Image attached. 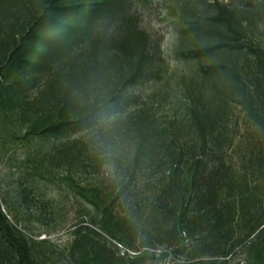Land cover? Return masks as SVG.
Here are the masks:
<instances>
[{
	"label": "rangeland",
	"instance_id": "obj_1",
	"mask_svg": "<svg viewBox=\"0 0 264 264\" xmlns=\"http://www.w3.org/2000/svg\"><path fill=\"white\" fill-rule=\"evenodd\" d=\"M259 45L264 0H0V210L33 264H264Z\"/></svg>",
	"mask_w": 264,
	"mask_h": 264
},
{
	"label": "trees",
	"instance_id": "obj_2",
	"mask_svg": "<svg viewBox=\"0 0 264 264\" xmlns=\"http://www.w3.org/2000/svg\"><path fill=\"white\" fill-rule=\"evenodd\" d=\"M254 53L256 56H254V65H255V72L253 74V80L252 83H248L245 81V79L240 78V83L243 86V103L245 104L247 108L248 115L253 118L255 125L258 128V131L261 134L262 139H264V47H261L260 45L254 49ZM117 99V93L112 96V98L109 101H113ZM101 107H95L92 108V112L99 110ZM85 115V114H83ZM201 159H196V164L200 163ZM195 164V165H196ZM178 169L177 167H172L170 172V178L172 183H174L175 191H176V203L178 206V231L184 229L187 218V212L186 210V199H185V191L188 189L189 183H192L195 181L196 171H192V173H186L183 181H185L186 189L182 188L183 181H179L180 175L177 173ZM213 188L210 184L206 183V186L201 189L200 191H194L190 190L187 199L192 200L196 195L201 199L207 196H210L213 194ZM216 223L219 222V220H222V210L217 209L216 210ZM188 221V220H187ZM188 227V226H187ZM216 227V225L214 226ZM189 230V229H188ZM0 231L2 232V236L8 245L9 248H11L17 255L18 258V264H33L30 249L27 245V243L21 239L17 234L14 233L11 226L9 225L8 221L6 220L5 216L2 214L0 210ZM99 259V258H98ZM97 264H102V260L100 259Z\"/></svg>",
	"mask_w": 264,
	"mask_h": 264
}]
</instances>
